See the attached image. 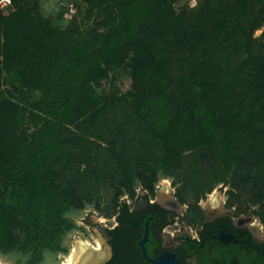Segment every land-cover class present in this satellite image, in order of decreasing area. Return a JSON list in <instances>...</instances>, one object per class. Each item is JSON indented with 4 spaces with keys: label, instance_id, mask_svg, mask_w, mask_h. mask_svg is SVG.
<instances>
[{
    "label": "rangeland",
    "instance_id": "rangeland-1",
    "mask_svg": "<svg viewBox=\"0 0 264 264\" xmlns=\"http://www.w3.org/2000/svg\"><path fill=\"white\" fill-rule=\"evenodd\" d=\"M118 2L0 0V239L15 244L0 254V264H66L80 241L94 243L87 233L91 219L110 224L121 205L118 190L134 192L144 186L140 176L152 171L191 204L218 194L242 213L260 209L250 203L244 175L264 169L263 157L254 167L264 150V0H146V13L156 15L143 36L160 57L151 52L138 62L124 57L88 70L86 80L100 84L97 99L76 101L62 129L66 143L50 184L87 203L73 208L62 249L40 261L37 234L20 216L3 212L25 137L19 109L37 97L32 82L53 54L50 37L65 31L99 36L106 27L98 23L114 22ZM16 9L34 22L29 36L6 28ZM164 94L176 113L186 112L175 132L152 131L143 112L149 98ZM208 115L218 118L214 134L203 129ZM184 132L198 135L195 145L174 144L186 142L179 138Z\"/></svg>",
    "mask_w": 264,
    "mask_h": 264
},
{
    "label": "trees",
    "instance_id": "trees-1",
    "mask_svg": "<svg viewBox=\"0 0 264 264\" xmlns=\"http://www.w3.org/2000/svg\"><path fill=\"white\" fill-rule=\"evenodd\" d=\"M145 1L119 0L114 22L98 23L99 28L106 29L99 36H92L91 40L78 38L71 31L51 36V42L48 41L53 49L50 53L53 54L48 56L43 70L34 76L32 82L31 88L37 97L19 109L18 117L25 137L17 153V172L10 182L9 201L3 202L1 208L8 217L20 216L37 234L34 246L40 261L47 253L62 249L63 239L67 230H70V227L66 229L64 226L73 221V208L80 210L87 206L84 200H77L71 192L56 189L50 184L51 169L62 155L66 143L62 129L72 119L76 101L81 102L85 98L84 101L94 103L97 99L96 92L100 84L97 79L87 81L85 74L92 68L111 65L124 57L138 62L151 52L160 55L156 47L148 46L143 36L145 29L150 27L148 23L151 17L156 15L149 8L146 13ZM142 11H145L146 17L142 16ZM161 15L158 14V18ZM32 23L20 9H16L5 20L8 31L19 33L23 30L27 36ZM194 88L199 89L196 86ZM143 112L151 130L158 133L168 130L175 132L180 124L178 120L186 117V112L176 113L171 97L165 94L149 98L143 104ZM217 119L215 115L203 117L206 134L216 133ZM189 135L184 132L179 138L185 137L186 142L181 144L179 140V145L174 144L182 148L198 140V135ZM259 154L255 168L259 167L260 157L264 159V150ZM140 177L145 187L154 188L162 175L152 171ZM244 177V183L251 193L250 203L260 205L256 214L264 223V169L255 174L251 169ZM124 185L127 187L128 183ZM123 194V191L118 190L116 203ZM14 249L13 242L0 239V254H7Z\"/></svg>",
    "mask_w": 264,
    "mask_h": 264
},
{
    "label": "flooded vegetation",
    "instance_id": "flooded-vegetation-1",
    "mask_svg": "<svg viewBox=\"0 0 264 264\" xmlns=\"http://www.w3.org/2000/svg\"><path fill=\"white\" fill-rule=\"evenodd\" d=\"M89 227L94 243L80 241L81 264L108 251L105 264H155L165 254L180 264H264V223L218 194L191 204L166 184L142 186L122 196L110 224Z\"/></svg>",
    "mask_w": 264,
    "mask_h": 264
},
{
    "label": "water",
    "instance_id": "water-1",
    "mask_svg": "<svg viewBox=\"0 0 264 264\" xmlns=\"http://www.w3.org/2000/svg\"><path fill=\"white\" fill-rule=\"evenodd\" d=\"M110 254H111V251L104 253L98 260H96L94 264H105L110 259V256H111ZM154 263L155 264H180V262L175 256L169 255V254L163 255L159 259L155 260Z\"/></svg>",
    "mask_w": 264,
    "mask_h": 264
},
{
    "label": "bare ground",
    "instance_id": "bare-ground-1",
    "mask_svg": "<svg viewBox=\"0 0 264 264\" xmlns=\"http://www.w3.org/2000/svg\"><path fill=\"white\" fill-rule=\"evenodd\" d=\"M78 255V257H77ZM82 255H87V251L86 252H82L80 254V250H78V248L74 249V253L72 254V256L68 259V261L66 262V264H81V259H82ZM81 256V257H79ZM83 256V257H84ZM96 262V260L90 261L87 264H94Z\"/></svg>",
    "mask_w": 264,
    "mask_h": 264
}]
</instances>
